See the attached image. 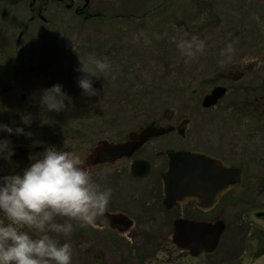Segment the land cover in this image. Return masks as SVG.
I'll use <instances>...</instances> for the list:
<instances>
[{
	"label": "rangeland",
	"instance_id": "374dc122",
	"mask_svg": "<svg viewBox=\"0 0 264 264\" xmlns=\"http://www.w3.org/2000/svg\"><path fill=\"white\" fill-rule=\"evenodd\" d=\"M30 2L0 0V84L8 88H0V122L31 133L0 132L14 147L11 158L0 160V176L19 173V161L39 156L38 146L71 147L81 156L110 130L164 118L187 131L186 146L243 166V204L223 218L228 225L224 241L230 246L245 240L244 264H264V254H255L264 247V215L258 216L264 214V182L248 184L250 178L264 177L259 166L264 164V0H74L86 15L52 0L43 12L47 22L30 20ZM22 28L26 32L17 46ZM193 35L203 40V51L181 55L178 41ZM228 44L233 51L223 57ZM89 56L106 59L111 70L93 76L97 92L85 96L76 69L80 58ZM55 83L63 85L72 103L59 113H45L36 97ZM215 83L228 92L206 109L201 102ZM66 220L56 217L58 223ZM81 230L73 228L70 236L50 233L70 242L72 264H96L90 258L99 252L104 256L99 264H131L127 250L97 248L94 237L85 238L95 233ZM226 248L191 261L169 244L152 252L150 264L177 257L181 264L221 263ZM115 251L118 258L107 257Z\"/></svg>",
	"mask_w": 264,
	"mask_h": 264
},
{
	"label": "flooded vegetation",
	"instance_id": "af4514ba",
	"mask_svg": "<svg viewBox=\"0 0 264 264\" xmlns=\"http://www.w3.org/2000/svg\"><path fill=\"white\" fill-rule=\"evenodd\" d=\"M56 1L67 9L74 8V11L79 15H86L85 9L78 8L73 3L74 0H71L70 4L64 0ZM51 4L52 0H31L28 5L32 13L30 20L40 19L47 22L43 12ZM25 32V28L19 32L18 40H16L17 46L21 45V38ZM219 85V83H215L212 90ZM0 88L8 89L2 84H0ZM148 125L150 126L146 128ZM174 125L162 118L153 119L135 129L115 128L109 131L111 134L94 140L93 144L81 156L78 155L83 161L82 167H86L93 181L97 182L101 188L111 189V197L103 217L92 225L82 227L73 220L71 222L74 223V229L81 230L80 228H82L81 231L84 234L86 232L95 233V236L92 234L85 238L94 237L97 248H113L120 252L127 250L129 254L127 261L131 264H150L152 252L163 247L168 248L169 244L181 255H189L190 257L187 258L191 261L219 254L220 250L224 252L223 248L227 247L226 257L222 259L221 263L216 264H244L242 257L247 249L244 245L245 240L238 245L231 243L230 246H226L227 243L224 241L228 232L226 222L223 240L214 253L203 252L197 257H192L188 251L178 249L173 243L174 223L177 219L187 218L205 222L224 220L223 218L231 214V210L236 204L238 206L243 204L240 186L244 183L243 166L225 160L223 156L214 151L208 152L204 149L186 146L187 131L182 132V130L174 128ZM44 148L40 151L37 150L42 153ZM65 150L76 153L71 147ZM181 151H198L220 158L228 164H235L242 168V179L240 183L223 193L216 205L208 209L201 208L198 202L193 199L168 206L165 202L163 174L170 166V155ZM34 158H39V156ZM0 160L5 161V158L0 157ZM33 161V159L20 160L19 173H22L23 169ZM259 166L264 168V164ZM259 180L264 182V177L250 178L248 184L249 186L254 185L253 183ZM253 188L257 190V186H253ZM248 191L253 190L244 189V193ZM262 215L264 214L258 213V216ZM2 218L0 215V219ZM89 242L92 244V241ZM263 250L264 247L262 248L261 244L256 249V256L263 255ZM116 254L115 251L113 256L107 257L113 260L118 258V256H114ZM103 258L102 252H99L96 257L90 259L99 264ZM179 259L178 257L173 259L174 262L166 260L164 264H181L175 262Z\"/></svg>",
	"mask_w": 264,
	"mask_h": 264
},
{
	"label": "clouds",
	"instance_id": "9594fccd",
	"mask_svg": "<svg viewBox=\"0 0 264 264\" xmlns=\"http://www.w3.org/2000/svg\"><path fill=\"white\" fill-rule=\"evenodd\" d=\"M177 48L181 55L195 57L203 51L204 42L193 35L179 40ZM232 51L228 44L221 56H230ZM110 70L106 59L80 58L76 71L82 73L77 80L82 94L95 95L92 77L106 76ZM36 101L45 113H59L68 108L72 97L61 83H55L40 90ZM0 132L31 135L21 126L4 122H0ZM13 153L12 141L0 137V157L11 158ZM33 160L22 173L0 176V264H72L70 242L61 243L50 233L70 236L73 220L81 227L94 224L106 211L111 189L93 181L81 158L71 150L49 146ZM57 216L68 220L58 223Z\"/></svg>",
	"mask_w": 264,
	"mask_h": 264
},
{
	"label": "water",
	"instance_id": "95a60500",
	"mask_svg": "<svg viewBox=\"0 0 264 264\" xmlns=\"http://www.w3.org/2000/svg\"><path fill=\"white\" fill-rule=\"evenodd\" d=\"M226 90L223 86L215 87L204 97L202 105L215 106ZM241 179L242 169L236 165L198 151L176 152L170 155V166L163 174L165 202L169 206L193 199L201 208L208 209ZM224 231L223 220L205 222L180 218L174 223L173 242L194 257L203 252L211 254L219 247Z\"/></svg>",
	"mask_w": 264,
	"mask_h": 264
},
{
	"label": "trees",
	"instance_id": "16d2710c",
	"mask_svg": "<svg viewBox=\"0 0 264 264\" xmlns=\"http://www.w3.org/2000/svg\"><path fill=\"white\" fill-rule=\"evenodd\" d=\"M98 15V14H97Z\"/></svg>",
	"mask_w": 264,
	"mask_h": 264
}]
</instances>
